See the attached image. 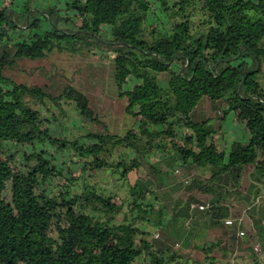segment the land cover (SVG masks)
Instances as JSON below:
<instances>
[{
  "label": "trees",
  "instance_id": "obj_1",
  "mask_svg": "<svg viewBox=\"0 0 264 264\" xmlns=\"http://www.w3.org/2000/svg\"><path fill=\"white\" fill-rule=\"evenodd\" d=\"M62 52L110 60L135 128L109 132L70 83L8 74ZM230 114L248 138L222 148ZM140 169L124 197L100 186ZM177 245L262 264L264 0H0V264H195Z\"/></svg>",
  "mask_w": 264,
  "mask_h": 264
},
{
  "label": "rangeland",
  "instance_id": "obj_2",
  "mask_svg": "<svg viewBox=\"0 0 264 264\" xmlns=\"http://www.w3.org/2000/svg\"><path fill=\"white\" fill-rule=\"evenodd\" d=\"M61 1L63 2L64 0ZM80 24L81 22H78V25ZM8 74L18 82L23 81L29 84L37 83L46 85L51 92H57L65 83H70L87 95L92 110L103 121L109 132L121 136L130 129L136 127L134 118L125 110V98L117 96L111 73L110 60L106 57H100L97 53L81 56L79 54L62 52L53 53L45 59L36 61L21 60L16 68L8 71ZM62 108L66 113V118L62 117L60 112L54 109L58 117V122L54 124L52 129H63L64 131H66L65 129H69L66 136L70 138L76 135L75 130L78 131L77 129H81L79 126V118L73 112L69 104L63 103ZM232 116V114L228 116L222 127V137L218 142L222 148L227 147L233 136L242 137L244 139L248 138V133L242 131V129H238L239 125L233 122ZM100 130H102L101 127ZM161 156L162 154L159 153L157 157H153L158 159V157L160 158ZM143 174L144 171L142 169L132 171L129 174L127 183H122L120 180L114 182L110 180L111 177L109 175H104L103 178H101L100 186L103 185L105 189L115 191L120 197H124L127 185L133 183L137 177ZM108 180H110V182H108ZM141 226L148 234L147 239H151L153 229L146 226V224ZM204 234H208L212 240L218 237L224 238L223 229L220 227L206 230ZM153 237L157 238L158 232H155ZM205 238L206 236L201 237V241ZM175 249H179L180 253L184 255V259L187 258L190 263H228L224 260L206 259L202 251L191 249L190 246L181 247L177 245ZM261 263L264 264L263 255H261ZM229 264L255 263L250 257V253L245 251L241 253L238 252V254L229 261Z\"/></svg>",
  "mask_w": 264,
  "mask_h": 264
},
{
  "label": "built area",
  "instance_id": "obj_3",
  "mask_svg": "<svg viewBox=\"0 0 264 264\" xmlns=\"http://www.w3.org/2000/svg\"><path fill=\"white\" fill-rule=\"evenodd\" d=\"M192 206H193V207H198L199 209H203V206H201V205H197V204H195V205H192ZM241 220H242V217H241V218H238V222H241ZM233 221H234L233 219H231V218H227V219L224 220V223H225L226 225H231V224L233 223ZM237 235H238L239 237L243 238V237H244V231L239 230V231L237 232ZM253 249H254V252H255L257 255H260V250H259L258 245L254 246Z\"/></svg>",
  "mask_w": 264,
  "mask_h": 264
},
{
  "label": "crops",
  "instance_id": "obj_4",
  "mask_svg": "<svg viewBox=\"0 0 264 264\" xmlns=\"http://www.w3.org/2000/svg\"><path fill=\"white\" fill-rule=\"evenodd\" d=\"M73 112L76 114V116H78V118H79V115L77 114V112L76 111H74L73 110ZM232 120H233V122H234V116H232ZM76 124V123H75ZM66 131H64L63 129L62 130H54L53 129V131L55 132V133H61V134H64V135H67V133H68V131H69V129H65ZM78 131H76L75 130V133L77 132H79L80 133V130L79 129H77ZM242 131H245V130H242ZM236 136H233L231 139H230V141H229V143H228V145L231 143V141L235 138ZM242 138V137H241ZM244 139V138H243ZM261 256V255H260ZM264 256V255H263ZM261 258V257H260Z\"/></svg>",
  "mask_w": 264,
  "mask_h": 264
}]
</instances>
